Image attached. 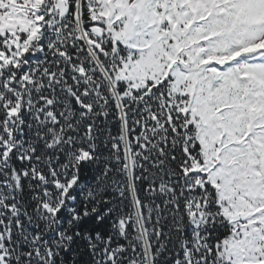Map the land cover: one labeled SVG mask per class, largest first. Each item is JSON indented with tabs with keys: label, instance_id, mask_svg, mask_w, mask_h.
<instances>
[{
	"label": "snow or ice",
	"instance_id": "snow-or-ice-1",
	"mask_svg": "<svg viewBox=\"0 0 264 264\" xmlns=\"http://www.w3.org/2000/svg\"><path fill=\"white\" fill-rule=\"evenodd\" d=\"M0 264H264V0H0Z\"/></svg>",
	"mask_w": 264,
	"mask_h": 264
}]
</instances>
